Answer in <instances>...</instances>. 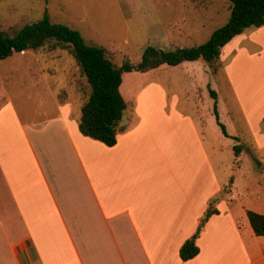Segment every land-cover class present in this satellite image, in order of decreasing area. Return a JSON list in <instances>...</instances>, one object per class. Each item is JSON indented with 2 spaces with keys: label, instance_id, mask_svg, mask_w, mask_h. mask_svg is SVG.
Here are the masks:
<instances>
[{
  "label": "crops",
  "instance_id": "1",
  "mask_svg": "<svg viewBox=\"0 0 264 264\" xmlns=\"http://www.w3.org/2000/svg\"><path fill=\"white\" fill-rule=\"evenodd\" d=\"M219 63L242 125L225 128L243 148L236 164L252 149L262 157L264 25L235 36ZM170 99L163 120L185 123L184 142L172 139L171 127L164 136L151 132L149 141L125 129L107 147L79 133L66 103L53 116L9 127L8 140L0 141V172L18 220L8 209L11 220L0 221V264H264V235L253 234L244 212L238 217L221 208L219 198L210 206L220 187L192 119ZM11 129L18 141L9 139ZM210 209L217 213L200 222ZM256 213L264 215V208ZM197 231L198 254L182 261L179 250Z\"/></svg>",
  "mask_w": 264,
  "mask_h": 264
},
{
  "label": "rangeland",
  "instance_id": "2",
  "mask_svg": "<svg viewBox=\"0 0 264 264\" xmlns=\"http://www.w3.org/2000/svg\"><path fill=\"white\" fill-rule=\"evenodd\" d=\"M45 14L50 23L76 31L86 44L104 49L106 57L119 68L126 61L136 66L147 46L171 51L205 43L213 31L228 21L230 3L227 0H0V31L12 36ZM201 64L197 60L175 67L161 66L146 73H122L120 94L127 106L122 127L128 131L137 129L141 141H149L151 132L164 136L163 131L171 127L172 139L184 142L190 138L185 123L163 120L162 113L169 114L170 97L175 96L177 112L192 119L220 187L210 206L219 198L221 208L228 206L232 214L240 217L244 212L246 217L247 211L264 208V156L252 149L236 164L233 147L239 143L223 137L209 94L210 89L219 95V122L228 132L238 131L242 125L228 78L220 70L210 75ZM89 94V85L68 49L50 50L46 45L38 50L14 53L0 61V128L4 131L0 132V141L8 140L9 127L53 116L60 104H69L71 118L79 121L81 107ZM161 99H164L162 104ZM146 116L150 123L145 122ZM10 131L9 139L18 141V131ZM250 137L249 132L240 133L244 142ZM81 154L87 164V153L82 148ZM6 189L0 172V221L11 220L5 215L8 209L16 221L18 217ZM208 216L209 211L200 222Z\"/></svg>",
  "mask_w": 264,
  "mask_h": 264
},
{
  "label": "trees",
  "instance_id": "3",
  "mask_svg": "<svg viewBox=\"0 0 264 264\" xmlns=\"http://www.w3.org/2000/svg\"><path fill=\"white\" fill-rule=\"evenodd\" d=\"M227 1L230 3L228 21L213 31L205 43L171 51L147 46L136 66L126 61L121 67H116L106 57L104 49L86 44L76 31L50 23L46 14L41 20L22 27L12 36L0 31V61L14 53L38 50L46 45L50 50L68 49L90 88L88 99L81 107L78 131L84 137L113 147L117 134L125 130L120 125L127 107L120 94L122 73L131 71L146 73L161 66L175 67L185 62L202 60L210 73L215 75L220 68L221 49L246 29H257L264 25V0ZM209 94L214 100L213 113L217 125L227 137L225 128L218 119L216 94L211 90ZM242 150L241 145L233 147L236 156ZM216 213L215 209L209 210V216ZM246 217L253 234L263 236L264 215L247 211ZM197 234L198 231L182 244L179 250L182 261L193 259L198 254V248L194 243Z\"/></svg>",
  "mask_w": 264,
  "mask_h": 264
}]
</instances>
